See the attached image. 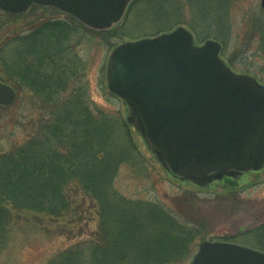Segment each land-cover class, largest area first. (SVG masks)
<instances>
[{"label":"trees","instance_id":"obj_1","mask_svg":"<svg viewBox=\"0 0 264 264\" xmlns=\"http://www.w3.org/2000/svg\"><path fill=\"white\" fill-rule=\"evenodd\" d=\"M235 1L133 0L122 21L108 29H92L62 14L0 41V81L28 90L45 110L23 142L0 151V248L12 209L59 216L70 207L73 186L99 205L97 236L58 250L45 264H171L191 255L205 221L189 220L160 201L127 198L114 188L119 167L135 166L141 156L125 119L91 107L83 80L87 65L76 46L90 35L115 47L187 24L201 41L218 40L225 55L228 9ZM37 8L47 9L29 10ZM251 19L264 60V11ZM240 237L264 250V221Z\"/></svg>","mask_w":264,"mask_h":264},{"label":"water","instance_id":"obj_2","mask_svg":"<svg viewBox=\"0 0 264 264\" xmlns=\"http://www.w3.org/2000/svg\"><path fill=\"white\" fill-rule=\"evenodd\" d=\"M133 0H0V10L23 14L52 7L83 25L118 24ZM264 11V0H260ZM213 38L195 43L184 25L116 45L106 63L110 92L122 99L125 120L165 171L179 182L210 186L264 168V84L236 72ZM16 90L0 81V105ZM190 264H264V250L202 240Z\"/></svg>","mask_w":264,"mask_h":264},{"label":"rangeland","instance_id":"obj_3","mask_svg":"<svg viewBox=\"0 0 264 264\" xmlns=\"http://www.w3.org/2000/svg\"><path fill=\"white\" fill-rule=\"evenodd\" d=\"M259 10L260 0H236L230 4L229 41L225 55L221 56L234 71L250 70L247 73L257 74L264 81V60L257 52V35L249 22ZM23 14L14 17L0 10V41L41 20L62 16L52 7L28 10ZM183 25L193 32L195 43L201 42L190 26ZM96 37L89 35L76 46L79 57L87 65L83 80L89 86L91 107L125 119L123 101L108 90L105 78L106 63L113 47ZM43 107L44 104L28 90L16 91L12 104L0 106V151L9 150L29 136L45 114ZM129 128L141 157L135 166L124 163L119 167L113 180L114 188L130 199L160 201L174 212L189 216V220L198 219L206 224L205 233L193 245L191 255L171 264H190L202 240L231 241L259 249L244 243L240 236L264 221V168L207 187L180 183L165 171L134 128ZM69 195L70 207L59 216L12 209L7 239L0 248V264H45L58 250L96 238L99 205L79 188L71 186Z\"/></svg>","mask_w":264,"mask_h":264},{"label":"bare ground","instance_id":"obj_4","mask_svg":"<svg viewBox=\"0 0 264 264\" xmlns=\"http://www.w3.org/2000/svg\"><path fill=\"white\" fill-rule=\"evenodd\" d=\"M15 89V88H14ZM16 90V89H15ZM3 106V105H2ZM138 134V133H137ZM140 136V135H139Z\"/></svg>","mask_w":264,"mask_h":264},{"label":"flooded vegetation","instance_id":"obj_5","mask_svg":"<svg viewBox=\"0 0 264 264\" xmlns=\"http://www.w3.org/2000/svg\"><path fill=\"white\" fill-rule=\"evenodd\" d=\"M243 175H244V174H243ZM243 175H242V176H243Z\"/></svg>","mask_w":264,"mask_h":264}]
</instances>
